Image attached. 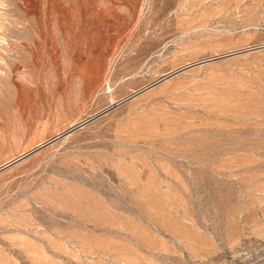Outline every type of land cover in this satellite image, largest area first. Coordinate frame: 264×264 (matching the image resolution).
I'll use <instances>...</instances> for the list:
<instances>
[{"label": "rangeland", "instance_id": "obj_1", "mask_svg": "<svg viewBox=\"0 0 264 264\" xmlns=\"http://www.w3.org/2000/svg\"><path fill=\"white\" fill-rule=\"evenodd\" d=\"M0 264H264V0H0Z\"/></svg>", "mask_w": 264, "mask_h": 264}, {"label": "bare ground", "instance_id": "obj_2", "mask_svg": "<svg viewBox=\"0 0 264 264\" xmlns=\"http://www.w3.org/2000/svg\"><path fill=\"white\" fill-rule=\"evenodd\" d=\"M83 56H84V55H83ZM75 58H76V57H75ZM78 58H79V57H78ZM76 60H77V58H76ZM76 60H75V62H76ZM78 60H79V59H78ZM97 60H98V59H97ZM79 62H80V61H79ZM78 64H79V63H78ZM78 64H77V65H78ZM89 69H90V68H89ZM94 77H95V76H94ZM94 79H95V78H94ZM94 79H93V80H94ZM84 80H85V79H84ZM95 80H96V79H95ZM95 80H94V81H95Z\"/></svg>", "mask_w": 264, "mask_h": 264}, {"label": "water", "instance_id": "obj_3", "mask_svg": "<svg viewBox=\"0 0 264 264\" xmlns=\"http://www.w3.org/2000/svg\"><path fill=\"white\" fill-rule=\"evenodd\" d=\"M8 164H9V163L5 164V166L8 165Z\"/></svg>", "mask_w": 264, "mask_h": 264}]
</instances>
